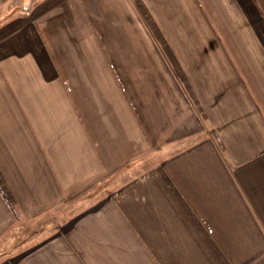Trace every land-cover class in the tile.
<instances>
[{"label": "crops", "instance_id": "1", "mask_svg": "<svg viewBox=\"0 0 264 264\" xmlns=\"http://www.w3.org/2000/svg\"><path fill=\"white\" fill-rule=\"evenodd\" d=\"M0 0V264H264V0Z\"/></svg>", "mask_w": 264, "mask_h": 264}, {"label": "trees", "instance_id": "2", "mask_svg": "<svg viewBox=\"0 0 264 264\" xmlns=\"http://www.w3.org/2000/svg\"><path fill=\"white\" fill-rule=\"evenodd\" d=\"M136 4L138 6V8L140 9V11L142 12V14L144 15L145 19L148 21V24L150 25L152 31L154 32V34L156 35V37L159 39L160 43L162 44V46L164 47V50L166 51V53L168 54V56L170 57V59L172 60L174 67L176 68V71L178 72V74L181 75V72L178 68L177 63L174 61L171 52L162 36V34L159 32V30L157 29L155 23L152 21L151 17L149 16L148 12L145 9V6L142 4L141 0H135ZM0 193L2 194V196L4 197V199L6 200V202L10 205V207L13 210H16V200L12 194V192L10 191L1 171H0Z\"/></svg>", "mask_w": 264, "mask_h": 264}]
</instances>
